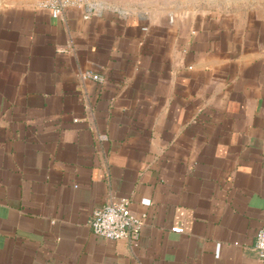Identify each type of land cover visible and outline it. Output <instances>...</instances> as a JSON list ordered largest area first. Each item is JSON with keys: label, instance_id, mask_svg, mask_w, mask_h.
Wrapping results in <instances>:
<instances>
[{"label": "crops", "instance_id": "crops-1", "mask_svg": "<svg viewBox=\"0 0 264 264\" xmlns=\"http://www.w3.org/2000/svg\"><path fill=\"white\" fill-rule=\"evenodd\" d=\"M42 1L0 0V264H259L264 0ZM109 194L134 245L90 229Z\"/></svg>", "mask_w": 264, "mask_h": 264}, {"label": "built area", "instance_id": "built-area-1", "mask_svg": "<svg viewBox=\"0 0 264 264\" xmlns=\"http://www.w3.org/2000/svg\"><path fill=\"white\" fill-rule=\"evenodd\" d=\"M40 6L49 9L52 17L60 18L67 9L74 8L81 10L84 19L92 16H100L105 8L98 0H43ZM83 78H91L101 82L103 77L95 72L86 70L82 72ZM97 140H106L104 134H97ZM129 199L115 197L109 194L105 202L94 208L90 217V229L93 234L109 240H125L129 245H134L140 228L143 224L145 214H135L129 207ZM147 204V200H143ZM174 232H182V228H172ZM254 251L259 264H264V225L256 233Z\"/></svg>", "mask_w": 264, "mask_h": 264}]
</instances>
